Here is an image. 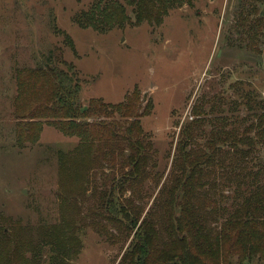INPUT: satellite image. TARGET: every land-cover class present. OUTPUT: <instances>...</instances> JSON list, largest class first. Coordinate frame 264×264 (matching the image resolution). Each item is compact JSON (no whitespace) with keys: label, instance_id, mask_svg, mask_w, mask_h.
Here are the masks:
<instances>
[{"label":"trees","instance_id":"trees-1","mask_svg":"<svg viewBox=\"0 0 264 264\" xmlns=\"http://www.w3.org/2000/svg\"><path fill=\"white\" fill-rule=\"evenodd\" d=\"M198 1L93 0L73 23L100 35L144 23L156 29L173 10ZM241 4L249 10L246 18L240 14L239 47L264 57L255 46L264 38V0ZM15 80L17 147L37 144L47 126L78 144L57 154L60 222L27 227L2 219L0 264H71L90 228L101 237L114 230L130 244L119 264L264 262V99L254 90L243 96L251 122L241 132L238 121L208 120L206 147L195 149L192 128L185 127L168 184L154 200L155 211L145 214L136 202L154 196L149 184L157 191L163 180L152 136L141 124L152 114V99L145 101L135 89L118 104L93 99L82 105L76 67L53 52L36 68L17 69ZM85 199L93 202L86 213Z\"/></svg>","mask_w":264,"mask_h":264},{"label":"rangeland","instance_id":"rangeland-1","mask_svg":"<svg viewBox=\"0 0 264 264\" xmlns=\"http://www.w3.org/2000/svg\"><path fill=\"white\" fill-rule=\"evenodd\" d=\"M92 1L0 0L3 223L10 219L12 223L34 227L60 222L57 154L73 150L78 140L47 126L37 144L20 149L16 145L14 116L16 70L36 68L51 52L60 53L76 67L83 85L82 105L93 99L118 104L135 89L145 101L152 99V114L143 118L141 124L152 136L158 173L163 180L157 191L153 183L149 184V194L155 193L154 196L136 202L145 214L155 211L154 200L168 184L173 164L180 156L186 126L193 131L192 147L205 149L212 130L208 120L226 117L228 123L238 121L243 125L235 127L241 132L251 122V113L241 105L245 91L254 90L264 99V57L243 45L239 47L244 39L238 28L242 22L240 14L245 12L246 18L249 10V6L243 8L242 0H199L193 7L173 10L156 29L145 23L137 27L128 25L108 35L82 30L73 23L76 13L88 10ZM255 46L264 53V38ZM262 153L260 157L264 159ZM92 203V199H85L81 209L86 213ZM110 235L115 236L113 240ZM81 242L82 251L71 264H119L130 245L114 230L101 237L92 228L82 232Z\"/></svg>","mask_w":264,"mask_h":264}]
</instances>
